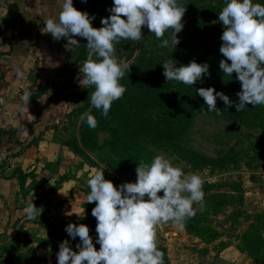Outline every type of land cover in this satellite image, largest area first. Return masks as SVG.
I'll use <instances>...</instances> for the list:
<instances>
[{"label":"rangeland","instance_id":"rangeland-1","mask_svg":"<svg viewBox=\"0 0 264 264\" xmlns=\"http://www.w3.org/2000/svg\"><path fill=\"white\" fill-rule=\"evenodd\" d=\"M91 1L76 3L89 5ZM96 3L99 10L106 9L107 18L113 0H96ZM75 4L73 6L78 7ZM61 8L62 0H0V33L3 34L2 40H7L0 46L3 53L0 57V111L7 116L13 110L28 114L26 133L18 132L20 123L10 130L13 153L16 152L13 155H19L20 146L25 145L26 150L17 159L32 178L24 188L42 195L34 200L42 203L37 206L42 209L37 224L40 227L41 222L63 226L52 234L44 229V239L37 238L34 233L32 246L27 244L28 239H24L23 246L13 248V256L6 263L58 264L55 255L62 241L68 240L72 250H78L79 237L72 240L65 231L70 223L88 226L94 243L98 238L95 231L97 221L85 215L91 176L96 170L104 171L105 179L118 187L136 181L138 164H150L155 156L164 155L185 174L196 173L204 183L218 185L219 189L214 192L228 195V203L220 212L209 215L210 220L202 231L190 233L168 223L155 226L156 244L165 249L167 264H264L243 252L240 239L253 222L236 216L237 213L249 216L264 213V152L258 147L264 144V114L258 112L262 124L257 125L192 112L178 126L179 135L171 140H159L148 135L139 124L127 126L123 122L144 121L151 125L160 119L159 109L141 108L122 113L112 105L107 117L100 110L91 113L97 120V127L88 141L93 151H85L86 157L79 155L76 150L79 152L84 148L79 143V130L85 121L72 115L78 107L81 114L93 110V107L88 109L87 101L82 100L89 92L79 85L78 79L79 68L85 61L83 56L88 51L87 40L81 38L76 50L68 46L67 39L57 41L41 31L47 19L58 18ZM85 9L91 15L89 7ZM92 26L99 29L103 25L100 22L98 26ZM13 37L29 45L26 58L13 61ZM161 41L159 39L156 43L161 44ZM114 48L118 61L126 65L125 70L137 63L139 41L132 44L131 40H122L115 43ZM165 49L167 52H158V55L167 57L164 63L175 65L169 56L174 55L179 46ZM76 59L81 62L77 63ZM135 75L124 74L120 84L124 85ZM146 88L141 89L142 95H146ZM90 90L94 91V88ZM25 92L30 93L29 105L21 100ZM223 162L227 166L222 167ZM252 163L257 167L249 168ZM236 186L239 192L233 189ZM42 240L47 241V245H42ZM41 251L43 254L37 257L40 261L32 263L30 259Z\"/></svg>","mask_w":264,"mask_h":264},{"label":"clouds","instance_id":"clouds-1","mask_svg":"<svg viewBox=\"0 0 264 264\" xmlns=\"http://www.w3.org/2000/svg\"><path fill=\"white\" fill-rule=\"evenodd\" d=\"M108 11L110 15L101 20L103 26L96 29L92 26L94 15L78 11L73 0H62L58 18L47 19L41 29L54 40L67 39L69 47H80L73 37L87 40V58L79 68V85L94 88L90 103L104 117L126 91L120 84L126 65L116 58L114 44L122 40L141 41L142 28L146 27L158 40L170 31L171 40L162 39L160 47L175 49L180 43L177 34L184 27L181 21L185 8L177 0H113ZM218 20L224 26L219 51L226 58L220 61L219 69L230 77L235 72L242 90L237 93L239 102L233 105L227 95L214 88L197 89L207 105V110L202 108L201 113L220 114L217 98L228 107L235 106L237 113L246 106L264 105V5L253 0H226ZM162 67L167 83L193 86L204 76H210L209 64L194 60L187 66L165 62ZM21 100L29 105L30 93L25 92ZM81 120L89 128L97 127L90 111L82 114ZM136 173L135 182L117 187L105 179L104 171H95L88 180L87 202H95L91 215L97 221L96 244L100 248L94 246L88 226L70 223L65 231L72 240L79 237L78 252L72 250L68 240L62 241L58 264H164L163 253L156 244L155 226L172 222L182 228L187 219L194 217L193 205L203 208L204 181L196 173L185 174L164 155L155 156L150 164L141 162ZM160 192L162 196L158 195ZM41 213L33 201L23 209L28 221L36 220Z\"/></svg>","mask_w":264,"mask_h":264},{"label":"trees","instance_id":"trees-1","mask_svg":"<svg viewBox=\"0 0 264 264\" xmlns=\"http://www.w3.org/2000/svg\"><path fill=\"white\" fill-rule=\"evenodd\" d=\"M77 1L79 2V0H74L73 4ZM177 2L179 6L185 8V13L181 21L184 27L182 31L177 34V38L180 40V43L178 44L179 49H175V54L170 55L169 57L176 62L177 67L182 65L187 66L193 60L198 64L208 63L210 66V76H204L201 81H197L193 86H186L179 82L167 83L166 78L163 75L164 70L162 67L167 57H164L163 54L158 55V52L165 53L167 52V49L160 47V43H156L158 39L155 35L151 33L149 29L144 27L142 28L143 39L139 41L140 48L137 63L125 70V74H136L131 77L127 83H123L126 91H130L112 104L117 112L122 113L132 110L138 111L141 108L159 109L158 111L160 112L161 117L157 122L151 125L144 123V121H139L138 123H131L128 120L123 121L127 123V126L131 124H139L143 130H147L146 133L148 135L159 140H171L174 136L176 137L180 134L178 126L182 121L188 119V116L192 112H201L202 108L205 111L207 110V105L203 98L197 94V89L214 88L217 92H222L227 95L230 100L233 101V105L239 102L237 93L242 90L241 82L237 79V74L235 72L230 77L224 75L219 69L220 61L225 60L226 58L223 57L219 51L222 45L220 37L222 36L224 26L218 20V15L223 7L226 6V0H177ZM253 3L264 5V0H253ZM75 5L78 6L75 7L78 11L87 13L88 11L85 7H89L90 16H95L94 23H92L95 26H98L101 20L106 18V9L103 8L102 10H99V5L96 3V0H92L89 5H78L77 3ZM171 37L172 33L170 31L165 32L161 40L168 39L170 41ZM77 40L81 43V37H77ZM78 49L79 48H76V50ZM83 57L86 59L87 53H85ZM76 62L80 63L81 59H76ZM228 63L230 64L231 62L228 61ZM262 66H264V64H262ZM143 87H147L145 91L146 95L141 94V89ZM91 88L93 87L85 88L89 94L83 96L84 98L82 99L83 101H87L86 107L88 109L92 107L90 103V96L92 93L90 90ZM217 109L221 111L220 114L215 112L210 114L222 117L231 122L245 121L249 124H262V116H258V112L261 111V113L264 114V105L259 107L246 106L243 111L237 113L235 106L228 107L223 101L217 98ZM80 110L81 108L78 107L76 113L73 112L72 116L79 119L78 117H81L79 115H82V111ZM96 110L97 109L93 108L91 113ZM86 125V121L83 122L79 130V143H81L84 148L82 150L80 149L79 152L76 150V152L83 157H86L85 151H93L88 141L91 139L94 129L89 128ZM67 126L71 127L70 124ZM262 126L264 128L263 124ZM258 147L264 152V144L261 143ZM25 150V145H22L19 154ZM254 150L256 149L254 148ZM226 164V162H223L222 167L227 166ZM251 167L257 166L252 163V165H249V168ZM217 189H219L218 185L203 183V191L205 194L203 208L198 204L193 205L196 209V215L187 219L183 224V228L187 232L192 233L197 230L202 231L210 220L209 215L212 212L214 214L220 212L222 207L228 203L226 200L228 195L214 192L217 191ZM233 189L239 192L238 186L233 187ZM158 195L162 196L163 192L158 193ZM94 207L95 202H87L85 210L86 217H93L91 212ZM236 216H242L246 222H253L241 236L240 240L243 245V252H246L254 260L264 263V213L254 216L237 213ZM36 220H34L35 223H37ZM167 223L173 224L172 222ZM41 225L42 228L50 234H52V231L63 227L46 222H41ZM41 244L47 245V241L42 240ZM94 246L99 250L100 245L96 244V241H94ZM157 248L163 253L164 264H167L168 261L165 249L162 247Z\"/></svg>","mask_w":264,"mask_h":264},{"label":"crops","instance_id":"crops-1","mask_svg":"<svg viewBox=\"0 0 264 264\" xmlns=\"http://www.w3.org/2000/svg\"><path fill=\"white\" fill-rule=\"evenodd\" d=\"M2 38L3 34L0 33V46L7 41L2 40ZM10 45V48H12L11 43ZM28 52L29 45L13 37V61L26 58ZM2 55L3 53L0 52V57ZM2 114L0 111V118L5 120L0 122V264L9 261L13 248L18 245L22 247L24 239H28L27 244L32 246L31 237L33 234L35 233L37 238L44 239L42 234L45 232L39 224L35 223L34 220L28 221L23 214V209L30 201H33L36 207L42 205V203L34 201L36 196L40 198L42 195H35V193L24 188L27 185V181H31L32 178L28 177L25 168L17 159L20 154L13 155L16 152L13 153L14 143L10 136V130L18 126L19 123L21 124V129L18 132H27L25 123L28 114L15 112V110L8 116ZM40 211L42 212L41 208ZM42 254L43 252L41 251L30 261L37 263L35 260H39L37 257L40 258ZM56 255L55 257L57 258ZM29 263L28 261L27 264Z\"/></svg>","mask_w":264,"mask_h":264},{"label":"built area","instance_id":"built-area-1","mask_svg":"<svg viewBox=\"0 0 264 264\" xmlns=\"http://www.w3.org/2000/svg\"><path fill=\"white\" fill-rule=\"evenodd\" d=\"M0 104H2V101L0 100Z\"/></svg>","mask_w":264,"mask_h":264}]
</instances>
